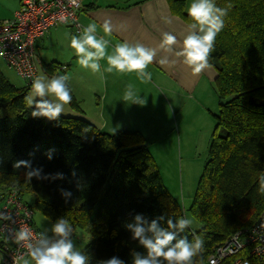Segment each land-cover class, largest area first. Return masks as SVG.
Returning <instances> with one entry per match:
<instances>
[{
    "label": "trees",
    "instance_id": "trees-1",
    "mask_svg": "<svg viewBox=\"0 0 264 264\" xmlns=\"http://www.w3.org/2000/svg\"><path fill=\"white\" fill-rule=\"evenodd\" d=\"M167 1L174 15L191 22L187 0ZM215 2L231 7L209 58L216 72L217 113L211 114L215 126L208 159L188 209L201 227L172 229L178 231L177 240L203 238L197 264H205L235 232L252 228L264 212V0ZM47 68L51 74L55 67ZM30 88L13 86L0 71V197L17 187L21 202L52 225L65 218L73 231L85 229L91 241L82 252L89 264L112 258L133 264L134 255L143 257L146 251L132 239L127 224L140 216L142 224L156 221L158 228L167 229L169 219L177 225L184 218L146 138L136 131L108 134L72 116L60 114L50 122L33 117L35 108L26 99ZM69 105L79 109L73 97ZM19 161L30 166L18 168ZM31 171L39 177L29 178ZM25 194L35 198L33 206Z\"/></svg>",
    "mask_w": 264,
    "mask_h": 264
},
{
    "label": "crops",
    "instance_id": "crops-1",
    "mask_svg": "<svg viewBox=\"0 0 264 264\" xmlns=\"http://www.w3.org/2000/svg\"><path fill=\"white\" fill-rule=\"evenodd\" d=\"M22 1L0 0V5L6 7L5 12L0 14V22L12 19L20 9ZM106 19L113 25V31L108 35L104 34L102 28ZM93 22L97 24V37L103 36L109 41L107 49L109 54L117 44L125 41L131 45L140 43L157 50L154 62L147 68L152 74L150 82L141 83L135 73L115 71L105 72L101 78L100 74L80 67L77 63L78 57L69 47L70 39L73 35H79L83 28ZM78 23L81 26L79 33L68 23L51 28L35 43L36 61L44 70L40 75L38 71L37 76L48 75L50 76H47L48 78L53 74L59 76L56 68L66 67L65 70L61 68L58 70L68 77V87L79 105V109H74L69 104L65 105L62 113H66V116L82 118L90 123L96 122L97 125L100 117L95 116L94 109H100L102 125L108 134L136 131L145 135L143 136L146 138L147 147L148 145L150 147L149 143L153 141L154 144V139L157 138V142L159 141L162 129L165 130V134L178 132L179 127L185 123L183 115L187 108L209 110L210 115L213 113L211 107L214 110L215 99L217 104L213 88L216 72L211 67L200 74H194L184 64L183 57L178 53L182 49L183 38L189 31L188 24L172 13L167 0H83L81 10L78 12ZM165 32H170L177 38V44L171 53L160 47ZM43 46L46 49L44 51ZM164 56L168 57V64L159 63ZM100 64L103 71L107 67L106 60H101ZM49 65L55 67L51 74L47 73ZM129 84L134 85V93L138 92L137 99H145L144 105L123 101L124 91ZM88 97H94L89 113L83 106ZM215 112L214 110V114ZM150 135L154 139H149ZM180 143L181 141H179L181 151Z\"/></svg>",
    "mask_w": 264,
    "mask_h": 264
},
{
    "label": "clouds",
    "instance_id": "clouds-1",
    "mask_svg": "<svg viewBox=\"0 0 264 264\" xmlns=\"http://www.w3.org/2000/svg\"><path fill=\"white\" fill-rule=\"evenodd\" d=\"M231 5L221 8L216 5L215 0H193L190 4L187 15L190 18L188 24L189 31L182 41V49L178 55L183 57V62L194 74H200L212 66L209 58L214 50L217 35L225 26L224 18L227 16ZM105 35L111 34L113 25L106 19L102 25ZM97 24L90 23L83 28L79 35H73L70 39L69 47L74 50L78 57L77 63L81 68L88 69L94 74H100L101 78L105 72L112 73H135L141 83H148L152 79L151 72L147 68L152 64L157 56V50L137 43L131 45L128 42L117 44L109 54L107 49L109 41L103 36L97 37ZM177 44V38L170 32H165L162 36L161 49L166 52H173ZM101 60H106L107 67L101 71ZM160 64H168L167 56L159 60ZM66 75L37 76L31 84L32 95L28 96L27 102L35 110L33 117H43L48 120L57 119L64 110V106L71 103V90L67 84ZM134 85H127L123 101L144 105L145 99H137L134 93ZM47 97V99H43ZM40 98V99H37ZM34 100L36 101L34 103ZM29 162L19 161L16 167L28 168ZM264 176V174H261ZM29 178L39 177L38 171L27 173ZM260 191L264 193V183L260 186ZM64 196L71 193L64 192ZM188 218L178 219L177 225H173L171 219L167 221V229L157 227V222L153 221L149 225L141 223L140 216L135 217L134 223L127 224V229L132 233V239L137 240L139 245L146 251L143 257L135 254L133 264H197L196 258L204 252V240L201 236L194 235L195 243H189L187 237L176 239L178 231H183L191 225ZM176 228L178 231H172ZM52 233L57 238L49 243L42 236L31 242L32 230L22 226L15 232L17 243L29 241L27 254L22 262L19 258L15 264H89V256L80 250L74 249L73 228L65 218L58 219L51 228ZM173 241H176L173 243ZM100 264H124L116 258L101 261Z\"/></svg>",
    "mask_w": 264,
    "mask_h": 264
},
{
    "label": "built area",
    "instance_id": "built-area-1",
    "mask_svg": "<svg viewBox=\"0 0 264 264\" xmlns=\"http://www.w3.org/2000/svg\"><path fill=\"white\" fill-rule=\"evenodd\" d=\"M81 4L82 0H23L12 19L0 22V59L31 85L38 72L36 40L68 23L79 33ZM25 225L32 230L31 242L41 236L49 243L57 239L35 226L34 210L21 202L19 188L12 187L0 197V264H15L26 256L29 241L15 240V232ZM205 264H264V212L252 228L235 232L216 247Z\"/></svg>",
    "mask_w": 264,
    "mask_h": 264
},
{
    "label": "rangeland",
    "instance_id": "rangeland-1",
    "mask_svg": "<svg viewBox=\"0 0 264 264\" xmlns=\"http://www.w3.org/2000/svg\"><path fill=\"white\" fill-rule=\"evenodd\" d=\"M192 2L193 0H187V9L189 8ZM5 8H6L5 6L0 5V14L2 12H5L6 10ZM44 50L46 49L43 46L42 51ZM39 52L41 53V51ZM38 64L39 63L36 62L37 69L40 75L44 73V70L40 66L41 64L40 65ZM58 68L59 69L61 68L62 70V67H58ZM58 68H56L57 74L65 75V73L62 74L58 70ZM0 71L13 86L18 88L27 86L25 81L21 77H19L13 69L9 68L1 59H0ZM52 77H54V74L51 75V78ZM29 91H31V89ZM30 95H32L31 92L29 96ZM43 99H47V97ZM93 99L94 97L91 98L88 97V100L84 101L83 103V106L86 108L88 113L90 112L89 108L92 107ZM78 100L80 101V98H78ZM35 102L36 101L34 100V103ZM217 104L215 99V108H214V110L216 111L215 114L217 113ZM28 106L30 105L28 104ZM211 109L214 113L213 107H211ZM94 110H95V116L96 117L99 116L100 120L98 121L97 125L95 124L96 122L92 124L95 125L98 129H101L103 131L104 130V127L102 125L103 117L100 116L102 115V111L100 109H94ZM208 111H203L200 108L194 110L193 108L189 107L187 108L186 112L183 115V119L185 123L183 124L182 127L181 126L179 127L178 132L175 131V133L172 134L170 133L165 134V130L162 129V134L158 142H157V138L154 139V137H152L151 135L149 136V139L152 138L155 140L154 144H152L153 142L152 141L151 143H149L150 147L149 145L148 147L151 148L150 150L159 168V172L162 177L163 184L167 192L173 198H175L180 204L184 213V218H188L192 221L191 225L189 226V228L192 231L199 230L201 226L191 217L188 209L192 203V199L195 193L198 179L208 159L210 136L213 126H215V122L213 121V118L211 117ZM65 114L66 113H61L62 116H66ZM178 119H179V115H178ZM46 121L50 122V120L48 119H46ZM103 132L106 131L104 130ZM179 141H181L180 143L181 151L179 150ZM172 145L174 148V149L172 148L173 150L171 149ZM104 192H105V188L100 194V198L98 202L104 196ZM24 200L29 205L31 206L34 205L35 198L32 195L25 194ZM34 223L35 226L43 233L49 234L52 232L51 228L53 225L44 215H42L37 210H34ZM71 239L73 240L74 243V249L80 251H82L91 241V237L85 229H75L73 231Z\"/></svg>",
    "mask_w": 264,
    "mask_h": 264
}]
</instances>
